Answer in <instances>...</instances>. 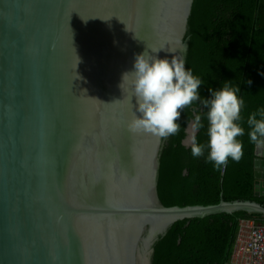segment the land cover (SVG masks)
<instances>
[{"label":"water","instance_id":"water-1","mask_svg":"<svg viewBox=\"0 0 264 264\" xmlns=\"http://www.w3.org/2000/svg\"><path fill=\"white\" fill-rule=\"evenodd\" d=\"M193 2L0 0V264H145L177 220L264 215L223 190L216 203L158 206L162 138L129 129L123 74L153 48L184 59ZM253 167L264 196V146Z\"/></svg>","mask_w":264,"mask_h":264},{"label":"trees","instance_id":"trees-1","mask_svg":"<svg viewBox=\"0 0 264 264\" xmlns=\"http://www.w3.org/2000/svg\"><path fill=\"white\" fill-rule=\"evenodd\" d=\"M183 44L185 67L203 82L198 89L202 97L208 98L210 89L226 80L240 87L244 155L238 162L229 158L218 169L206 161L207 149L193 157L182 140L193 108L206 109L199 102L183 109L178 134L161 141L157 205L216 203L221 190L226 200L249 198L264 204V196L254 193L255 143L249 141L246 123L250 113L264 108V0H194ZM203 123L196 135L206 144L207 121ZM247 217L264 222L263 214L245 210L177 220L153 238L144 252L145 264H226L238 220Z\"/></svg>","mask_w":264,"mask_h":264},{"label":"clouds","instance_id":"clouds-1","mask_svg":"<svg viewBox=\"0 0 264 264\" xmlns=\"http://www.w3.org/2000/svg\"><path fill=\"white\" fill-rule=\"evenodd\" d=\"M161 49L164 48H153L151 53ZM167 51L175 53L177 49L168 48ZM181 51H186V46ZM151 53L145 50L137 54L133 69L122 76L120 87L123 90L125 85L128 86L130 103L135 99L129 129L166 139L180 131L177 121L182 110L199 102L206 111L193 108L186 141L193 157L204 155L207 149L206 161L217 169L226 166L229 158L240 161L244 153L239 138L245 134L241 115L244 100L238 95L240 87L226 80L218 89H210V96L204 98L198 91L202 80L185 67L182 56L172 55L168 59ZM203 120L207 121L206 144L198 142L196 135L205 127ZM246 123L249 141L264 146V108L250 113Z\"/></svg>","mask_w":264,"mask_h":264},{"label":"built area","instance_id":"built-area-1","mask_svg":"<svg viewBox=\"0 0 264 264\" xmlns=\"http://www.w3.org/2000/svg\"><path fill=\"white\" fill-rule=\"evenodd\" d=\"M233 264H264V222L240 218L230 254Z\"/></svg>","mask_w":264,"mask_h":264}]
</instances>
